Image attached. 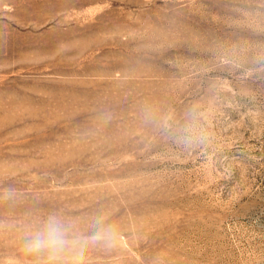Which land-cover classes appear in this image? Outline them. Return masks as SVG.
<instances>
[{
	"label": "rangeland",
	"instance_id": "1",
	"mask_svg": "<svg viewBox=\"0 0 264 264\" xmlns=\"http://www.w3.org/2000/svg\"><path fill=\"white\" fill-rule=\"evenodd\" d=\"M53 215L86 264H264V0H0V264Z\"/></svg>",
	"mask_w": 264,
	"mask_h": 264
},
{
	"label": "clouds",
	"instance_id": "2",
	"mask_svg": "<svg viewBox=\"0 0 264 264\" xmlns=\"http://www.w3.org/2000/svg\"><path fill=\"white\" fill-rule=\"evenodd\" d=\"M94 224L97 231L87 239L96 241L110 232V228L103 225L102 218H97ZM87 239L77 235L68 222L53 215L26 240L25 249L42 257V264H86Z\"/></svg>",
	"mask_w": 264,
	"mask_h": 264
}]
</instances>
